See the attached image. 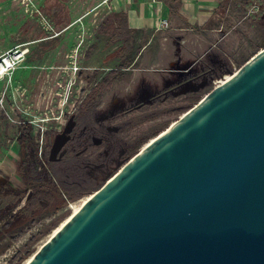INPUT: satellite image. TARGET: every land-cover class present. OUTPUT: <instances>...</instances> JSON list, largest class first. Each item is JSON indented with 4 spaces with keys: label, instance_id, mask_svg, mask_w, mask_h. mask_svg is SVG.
<instances>
[{
    "label": "water",
    "instance_id": "95a60500",
    "mask_svg": "<svg viewBox=\"0 0 264 264\" xmlns=\"http://www.w3.org/2000/svg\"><path fill=\"white\" fill-rule=\"evenodd\" d=\"M229 74L25 264H264V47ZM73 127L70 117L49 161Z\"/></svg>",
    "mask_w": 264,
    "mask_h": 264
},
{
    "label": "rangeland",
    "instance_id": "374dc122",
    "mask_svg": "<svg viewBox=\"0 0 264 264\" xmlns=\"http://www.w3.org/2000/svg\"><path fill=\"white\" fill-rule=\"evenodd\" d=\"M98 1L0 0V56L25 51L0 77L3 141L24 140L27 134L29 139L19 144L20 153H31V159L36 153L38 166H48L73 193L64 207L39 216L18 232L4 233L2 225L25 204L30 190L18 207L0 216V264H24L71 214V203L98 189L148 140L212 90L222 75L237 70L241 66L237 59L248 60L264 42V0H248L246 6L228 11L220 47L229 59L222 72L189 78L194 89L162 87L140 100L130 86V71L123 70L113 54L121 47L122 56L129 58L134 50L127 44L116 46L106 8L94 7ZM70 117L74 127L69 143L60 150L58 161H48L54 137ZM13 179L17 180L5 185L25 187L20 177Z\"/></svg>",
    "mask_w": 264,
    "mask_h": 264
},
{
    "label": "crops",
    "instance_id": "0c3cea01",
    "mask_svg": "<svg viewBox=\"0 0 264 264\" xmlns=\"http://www.w3.org/2000/svg\"><path fill=\"white\" fill-rule=\"evenodd\" d=\"M247 1L99 0L94 7L106 8L108 31L116 46L127 44L134 50L129 58L122 56L121 47L113 54L118 65L130 71V86L142 100L162 87L172 90L187 80L222 72L228 56L220 41L228 11L246 6ZM19 153L17 138L5 144L0 133V188L17 180L13 178L18 177Z\"/></svg>",
    "mask_w": 264,
    "mask_h": 264
},
{
    "label": "trees",
    "instance_id": "16d2710c",
    "mask_svg": "<svg viewBox=\"0 0 264 264\" xmlns=\"http://www.w3.org/2000/svg\"><path fill=\"white\" fill-rule=\"evenodd\" d=\"M261 47H264V42ZM237 60L238 65H242L247 61ZM27 136L26 134L24 138L26 139ZM25 139L21 140L18 138L17 141L22 145L26 142ZM29 154L31 153H20L15 169V174L25 181V187L20 189L4 185L0 188V216L18 207V204L23 200L27 192L31 191L25 204L19 207L10 216L8 221L3 223L2 231L4 233L18 232L26 225L33 224L39 216L58 211L69 200H73V193L64 184L59 183L55 179L48 166H38L36 153H34L33 159H31ZM19 236L20 233L12 237L11 240H15Z\"/></svg>",
    "mask_w": 264,
    "mask_h": 264
},
{
    "label": "bare ground",
    "instance_id": "6f19581e",
    "mask_svg": "<svg viewBox=\"0 0 264 264\" xmlns=\"http://www.w3.org/2000/svg\"><path fill=\"white\" fill-rule=\"evenodd\" d=\"M25 54V51H17V52H15V53H13V54H11L10 55V58H7V59H4L2 62H1V64H0V77H2V75H6L11 69H13L14 67H15V65L17 64V62L18 61H20V58H22V56ZM230 78V74H224V75H222V77H221V79L220 80H218V81H216L215 82V84H216V86L217 85H220L221 83H224L225 81H227L228 79ZM193 87V85H191V84H187V85H184L183 87H182V92H184L186 89H189V88H192ZM67 92V90H66V88L60 93L61 95H63V94H65ZM49 119V117H47V118H45L44 119V121H46V120H48ZM154 138V137H153ZM153 138H151L150 140H148L147 142H150ZM146 142V143H147ZM145 143V144H146ZM145 144L142 146V147H144L145 146ZM142 147H141V149H142ZM88 198V196L87 197H85L82 201H80V202H76V203H71L70 204V206H69V208L71 209V214L70 215H72V214H74L75 212H77L78 211V209L80 208V206L83 204V202L86 200ZM69 215V216H70ZM69 216H67L57 227H55L53 230H52V232L50 233V235H49V237L51 236V235H53L54 233H56L59 229H60V227L65 223V221L67 220V218L69 217ZM33 255V254H32ZM31 255V256H32ZM31 256L30 257H28L26 260H25V262H24V264L31 258Z\"/></svg>",
    "mask_w": 264,
    "mask_h": 264
},
{
    "label": "built area",
    "instance_id": "2783aa9c",
    "mask_svg": "<svg viewBox=\"0 0 264 264\" xmlns=\"http://www.w3.org/2000/svg\"><path fill=\"white\" fill-rule=\"evenodd\" d=\"M183 4L192 2L194 0H181ZM162 26L163 27H167V22L166 21H162ZM10 58V55L8 52H6L4 55L0 56V64L4 59Z\"/></svg>",
    "mask_w": 264,
    "mask_h": 264
},
{
    "label": "flooded vegetation",
    "instance_id": "af4514ba",
    "mask_svg": "<svg viewBox=\"0 0 264 264\" xmlns=\"http://www.w3.org/2000/svg\"><path fill=\"white\" fill-rule=\"evenodd\" d=\"M71 141V140H70ZM68 143H69V141H68Z\"/></svg>",
    "mask_w": 264,
    "mask_h": 264
}]
</instances>
